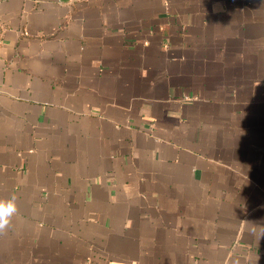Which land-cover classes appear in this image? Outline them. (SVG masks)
Returning <instances> with one entry per match:
<instances>
[{
  "label": "crops",
  "instance_id": "obj_1",
  "mask_svg": "<svg viewBox=\"0 0 264 264\" xmlns=\"http://www.w3.org/2000/svg\"><path fill=\"white\" fill-rule=\"evenodd\" d=\"M0 264H264V0H0Z\"/></svg>",
  "mask_w": 264,
  "mask_h": 264
},
{
  "label": "clouds",
  "instance_id": "obj_2",
  "mask_svg": "<svg viewBox=\"0 0 264 264\" xmlns=\"http://www.w3.org/2000/svg\"><path fill=\"white\" fill-rule=\"evenodd\" d=\"M16 211V198L14 196L7 200L0 199V232L8 228L10 219L16 214Z\"/></svg>",
  "mask_w": 264,
  "mask_h": 264
}]
</instances>
